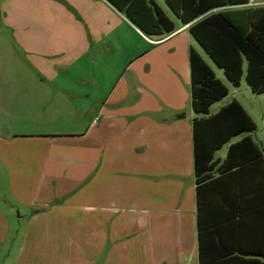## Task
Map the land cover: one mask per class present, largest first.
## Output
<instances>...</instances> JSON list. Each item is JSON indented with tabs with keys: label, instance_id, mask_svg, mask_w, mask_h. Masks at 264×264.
Listing matches in <instances>:
<instances>
[{
	"label": "crops",
	"instance_id": "0c3cea01",
	"mask_svg": "<svg viewBox=\"0 0 264 264\" xmlns=\"http://www.w3.org/2000/svg\"><path fill=\"white\" fill-rule=\"evenodd\" d=\"M10 3L0 264H264L257 126L216 150L197 182L194 121L237 101L255 123L192 37L202 17L184 24L165 0H138L130 16L111 0ZM258 7L264 0L206 15ZM191 50L228 89L207 115L192 107ZM243 85L250 90L244 76L233 92ZM213 124L200 127L203 143L219 142ZM245 137L251 143L231 153Z\"/></svg>",
	"mask_w": 264,
	"mask_h": 264
},
{
	"label": "trees",
	"instance_id": "16d2710c",
	"mask_svg": "<svg viewBox=\"0 0 264 264\" xmlns=\"http://www.w3.org/2000/svg\"><path fill=\"white\" fill-rule=\"evenodd\" d=\"M117 8L130 16V7L138 0H122L123 6L111 0ZM169 8L184 23L196 19L190 33L213 63L223 70L225 77L235 87H239L243 76L254 94L264 93V7L221 8L248 4V0H165ZM206 15V16H205ZM163 30L172 31L173 24L164 15L159 17ZM191 97L192 107L197 115L209 114L210 107L228 95V89L218 80L201 56L191 50ZM220 125L218 143H203L199 129L202 125ZM223 128V129H222ZM256 125L237 102L233 101L218 113L206 119L194 121L195 173L200 183V172L205 170L213 153L232 138L253 132ZM251 143L245 137L231 147V153ZM203 163V165H202ZM206 164V165H205Z\"/></svg>",
	"mask_w": 264,
	"mask_h": 264
},
{
	"label": "rangeland",
	"instance_id": "374dc122",
	"mask_svg": "<svg viewBox=\"0 0 264 264\" xmlns=\"http://www.w3.org/2000/svg\"><path fill=\"white\" fill-rule=\"evenodd\" d=\"M161 3H163V6L165 5L164 2ZM9 7H11L10 0H0V44L2 40H8L9 42H12V45H14L13 31L10 30L9 27H7L6 25L7 23H9L7 19ZM207 61L217 72V74L225 80V83L231 91L229 99L236 98L252 114L257 126V130L255 133H253V137L259 142L264 143V95L252 94L251 91L245 85H243L241 89H237L234 93L233 86H231L226 81L223 72L219 70L209 58H207Z\"/></svg>",
	"mask_w": 264,
	"mask_h": 264
}]
</instances>
